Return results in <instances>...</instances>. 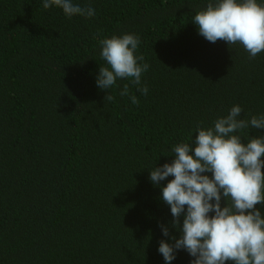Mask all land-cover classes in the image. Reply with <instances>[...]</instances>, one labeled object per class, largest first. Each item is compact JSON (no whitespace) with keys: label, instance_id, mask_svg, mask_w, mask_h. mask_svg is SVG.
<instances>
[{"label":"trees","instance_id":"1","mask_svg":"<svg viewBox=\"0 0 264 264\" xmlns=\"http://www.w3.org/2000/svg\"><path fill=\"white\" fill-rule=\"evenodd\" d=\"M43 2L0 0V264H165L159 225L179 236L161 198L172 177L157 186L150 170L234 105L238 119L264 116V51L199 34L192 19L217 0H72L92 17ZM123 34L139 37L146 95L131 78L96 84L100 41ZM194 259L181 249L171 264Z\"/></svg>","mask_w":264,"mask_h":264},{"label":"clouds","instance_id":"2","mask_svg":"<svg viewBox=\"0 0 264 264\" xmlns=\"http://www.w3.org/2000/svg\"><path fill=\"white\" fill-rule=\"evenodd\" d=\"M53 5L62 8L67 17L95 15L91 6L81 7L72 0L43 2L44 9ZM192 21L209 42H239L253 58L264 51V5L257 0H217L215 5L208 3L196 12ZM100 43V55L108 66L99 68L98 88L109 89L119 78H131L137 91L146 95L148 88L141 86V75L149 65L138 64L144 57L134 55L139 37L123 34ZM120 95L129 96L132 104L139 103L127 84ZM104 100L114 102L115 97L109 93ZM241 111L234 105L226 116L215 120L214 127L198 125L194 144L175 145L172 162L150 170L149 179L157 186L172 177L161 187V198L170 206L171 227L179 236L170 235L168 226L159 225L170 241L161 240L158 246L165 264H171L181 249L195 257L191 264H264V216L256 207L264 204V138L254 137L243 143L234 134L249 126L264 129V116L246 121L238 119Z\"/></svg>","mask_w":264,"mask_h":264}]
</instances>
